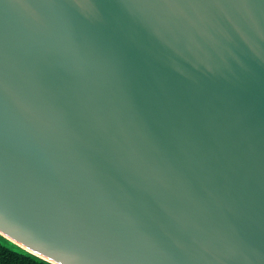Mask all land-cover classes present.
<instances>
[{"label":"water","instance_id":"95a60500","mask_svg":"<svg viewBox=\"0 0 264 264\" xmlns=\"http://www.w3.org/2000/svg\"><path fill=\"white\" fill-rule=\"evenodd\" d=\"M0 234L264 264V0H0Z\"/></svg>","mask_w":264,"mask_h":264},{"label":"trees","instance_id":"16d2710c","mask_svg":"<svg viewBox=\"0 0 264 264\" xmlns=\"http://www.w3.org/2000/svg\"><path fill=\"white\" fill-rule=\"evenodd\" d=\"M0 234V264H52Z\"/></svg>","mask_w":264,"mask_h":264},{"label":"clouds","instance_id":"9594fccd","mask_svg":"<svg viewBox=\"0 0 264 264\" xmlns=\"http://www.w3.org/2000/svg\"><path fill=\"white\" fill-rule=\"evenodd\" d=\"M12 239H14L17 242L18 247L21 244H23L25 246V248H33L34 247L32 241L30 239H26L23 234H21V235L13 234ZM9 242L11 243L12 240H9ZM29 254H31V253H29ZM72 259H74V257H72Z\"/></svg>","mask_w":264,"mask_h":264}]
</instances>
